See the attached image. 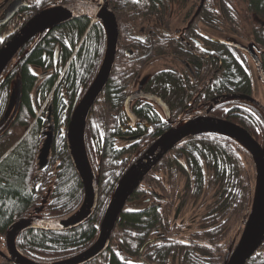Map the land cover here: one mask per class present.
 Wrapping results in <instances>:
<instances>
[{
	"label": "trees",
	"instance_id": "obj_1",
	"mask_svg": "<svg viewBox=\"0 0 264 264\" xmlns=\"http://www.w3.org/2000/svg\"><path fill=\"white\" fill-rule=\"evenodd\" d=\"M242 6L243 10L239 18L248 29V34L245 35L248 38L241 39L242 42L234 51L226 52L224 59L228 60L223 62L228 72L232 73L233 79L240 82L234 83L233 90L253 96V83L249 78L251 76L253 78L255 74L253 68L257 72L254 64L256 60L261 62L264 71V0H244ZM252 16L261 19L257 20L261 27L252 20ZM67 25L61 35L50 37V35L42 34L39 38L30 41L0 78V131L4 127L1 121L8 109L11 91L17 79H20L23 94L18 116L11 129L24 127L27 130L33 124L23 140L0 162V247L3 251L6 249L3 243L5 231L15 220L31 216L44 220L65 219L77 212L84 201L85 189L69 155L66 129L74 110L100 70L105 58L107 36L101 24L96 23L90 28L88 18L77 19ZM122 28H124L123 25ZM122 34L123 48H126L127 34L129 36L138 32L122 30ZM4 44L5 41L0 39V48ZM131 59L122 53L118 55L111 79L97 103V106L101 105L102 108L109 106L113 109L114 129L108 133L102 116L98 114L95 118L94 112L87 121L85 144L100 187L97 210L89 221L70 231L46 232L38 229L22 233L16 245L33 261L50 263L70 259L82 254L95 243L100 233L102 218L117 183L133 162L154 144L160 136L162 127L166 125L153 123L150 124V128L146 127L148 125H131L125 130L118 126L126 119L122 110L124 98L135 89L136 81L147 75L149 71L146 65L137 64ZM219 73L223 75L225 82L228 78L226 70L223 69ZM166 82L171 86L172 97L178 94L177 79L170 77ZM222 87L220 84V88ZM155 92L159 93L160 89ZM240 99L248 102L245 98ZM51 103L52 119L49 123L48 108ZM229 104L233 105L234 111L248 115V119L245 116H239L238 122L241 126L254 137L264 140V127L261 124L263 121H260L257 115L253 114L252 120L249 114L243 113L245 107L240 101H231ZM99 109L101 108L98 107ZM35 119L37 120L33 123ZM51 125L55 127V138L49 156L50 163L40 172L37 156L45 142V132ZM6 135L0 139V142ZM211 136L213 135L208 134L204 137ZM133 137L138 139L130 142ZM179 147H182L183 152L181 155H176V160L173 162L178 163L177 160L182 159L187 166L192 165L191 172L195 181L198 180V187L203 185V172L209 167V162L214 166L211 169L220 175L224 167L230 175L237 174L239 178L242 176L240 172L244 170L247 172V169L251 173L250 177L256 174L254 161L247 149L239 143L232 142L230 138L221 141H197V143L186 140ZM220 175L217 176L215 173L216 188H218L216 195L219 199V211L225 212L228 204L224 195L228 189H237L240 183L233 179L235 183L228 185ZM253 181L256 180L253 179ZM249 184L243 189L249 197H245L244 192L242 201L252 200ZM147 185L151 188L157 187L155 178ZM49 186L51 191L48 202L42 208V199ZM188 187L185 189L191 188ZM254 187L255 183L252 187L253 194ZM147 191L142 185L134 193L116 225L113 237L115 245L90 264L100 259L103 264H146L145 253L140 260L133 258L131 253L125 250L145 248L149 243L153 247V261L156 264H168L170 260H177V264H218L219 261L215 263L214 257L210 256V249L202 246L196 248L195 241L186 243L182 239L173 237L174 228H170L169 222L161 221V216L166 213L167 207L160 206L157 200H148ZM232 199L233 197L228 199L229 204ZM128 205L130 206L127 207ZM167 206L170 205L167 204ZM205 230L210 236L220 232L216 226L215 230ZM119 235L121 237L118 238ZM123 254L129 258L124 260Z\"/></svg>",
	"mask_w": 264,
	"mask_h": 264
},
{
	"label": "flooded vegetation",
	"instance_id": "obj_2",
	"mask_svg": "<svg viewBox=\"0 0 264 264\" xmlns=\"http://www.w3.org/2000/svg\"><path fill=\"white\" fill-rule=\"evenodd\" d=\"M210 2L211 0H0V39L7 42L30 19L39 14V12L50 10V8H60L61 10L82 3H94L96 4V12L100 13L106 6L116 14L119 23L120 49L118 55L121 53L126 55V50L131 48L134 52L133 56H126L132 58L131 61L137 64L143 63L149 68L147 75L140 77L139 81H136L135 89L129 92L128 96L131 93L140 91H142V94L153 93L158 98L163 99L168 108H170L168 117L156 102L143 99L141 96L144 95H141L139 96L140 99L131 103V110L139 120L135 125H148L146 127L150 128V124L164 125L165 123L166 125L159 132L160 136H162L172 127L174 122L196 119V117L206 113L209 117L225 119L241 126L238 122L239 116H245L248 119V115L234 111L233 105L229 104L231 101H240L243 104L242 106L245 107L243 113L249 114L252 120L253 114L257 115L260 121H263L261 124L264 127V109L250 99L251 95L237 93L233 90L234 83L240 82L233 79L232 73L228 72L225 68V62H223V60H228L224 59V55L232 48L229 49L227 44H225L226 42L222 38V30H217V27H215V25L221 27V23L224 24L228 21L224 22L223 14L219 15L217 6L215 4L211 6ZM13 3H16L17 8L7 16L8 12L6 13V10ZM213 6L217 10L212 8ZM215 14L219 16H215ZM83 18L90 20V28L94 24L99 23L98 20L96 21L86 16ZM83 18H75L72 21ZM72 21L61 23V25L45 30L38 36L33 37L32 40L39 38L42 34L45 36L50 35V37L61 35L66 30L67 24L72 23ZM122 25L124 28H122ZM122 30H135L138 32V34H130L125 37L127 41L125 43L127 45L126 48H123L124 43L122 40L124 36ZM223 69L226 70L228 76L225 82L223 75L219 73ZM170 77L177 79L178 83L176 86L179 87L178 94H174L173 97L171 86L166 82ZM220 84L223 86L222 88H220ZM158 89H160V92L156 93L155 90L158 91ZM127 97L124 98L122 105L126 119L118 124L124 130L131 125L135 126L128 117L126 110H124ZM240 98H245L248 102L241 101ZM249 134L252 135L250 132ZM210 135L213 136L204 137L206 135H198L186 140L187 142L191 140L197 143V141H221L225 138H230L232 142L238 143L231 137L220 134ZM252 136L254 137V135ZM256 139L261 145H264V140ZM165 158L160 164L165 161ZM188 162L191 163L190 160ZM181 164L185 168V165ZM192 168L193 166L189 165V171ZM204 173L206 172L204 171ZM221 174L223 180H226L228 175L231 179H237V177L230 175L225 167ZM192 178L193 173L190 172V183H193ZM202 178L205 179V177ZM195 182L197 183L198 180ZM159 183L166 189L167 185L162 184L160 177ZM168 201L169 197L166 196H163L161 200H157L158 204L163 208L167 207ZM213 211L211 210V212L204 214L206 218L209 217L206 222L200 223L202 225L207 222L210 223L212 228L209 230H215V226L218 229L220 228L218 226L220 217H224V223L228 219V217L225 218L226 214L224 211L220 212L219 209H216L214 213ZM246 215L242 223L243 227L246 225ZM205 217L204 220L206 219ZM198 221L197 217L193 218L190 225L194 223L195 226H199ZM214 224L217 225L214 226ZM203 230L204 226L202 230L195 228V236ZM238 241L234 239L229 245L230 248L227 250L228 252L226 251V254L225 251H221L222 254L224 253L222 264L234 252ZM193 242L192 240L190 241V243ZM200 245L196 239V247L200 248ZM126 251L133 253L135 256L140 254V260L143 259V251H147L146 264H155V261H153L154 250L150 243L147 244L145 249L140 247L136 248V250L129 248ZM213 251H216V249ZM246 264H264V241Z\"/></svg>",
	"mask_w": 264,
	"mask_h": 264
},
{
	"label": "water",
	"instance_id": "obj_3",
	"mask_svg": "<svg viewBox=\"0 0 264 264\" xmlns=\"http://www.w3.org/2000/svg\"><path fill=\"white\" fill-rule=\"evenodd\" d=\"M17 8L16 3L10 4L6 10L7 16ZM89 17L98 20L105 29L107 35L105 58L100 66L95 80L87 89L86 94L80 100L72 117L69 120L67 128V145L69 155L77 174L81 177L83 188L85 189L84 201L77 213H74L68 218L59 220H44L35 217H26L18 219L5 231L4 245L6 252H1L5 261L12 264H88L104 255L112 243L111 238L114 234L119 217L124 212L125 206L133 198L134 193L139 189L144 180L157 167L160 162L169 154L176 146L182 144L186 139L197 137L198 135L220 134L235 139L240 145L248 150L252 159H254L256 173L255 193L253 204L248 212L247 220L242 236L236 246V249L231 256L228 257L224 264H246V262L255 253L256 249L264 241V145H261L249 132L237 124L221 118H213L202 114L196 119L179 121L174 124L167 132L157 138L153 145L147 148L143 155L140 156L133 165L125 171L122 178L117 183L112 199L107 207L100 227V233L95 243L82 254L73 256L70 259L61 260L58 262H36L25 256L16 241L18 237L27 230H44L49 231H70L76 229L82 224L89 221L91 216L96 212L99 202V182L94 175L93 168L90 164L89 155H87V147L85 144L86 128L88 119L93 108L97 104L98 99L105 91L107 84L112 76L117 55L120 49V28L116 14L108 7L104 6L103 11L96 12V4L82 3L76 6H71L66 9L50 8L39 12L35 17L30 19L22 28H18L16 33L0 48V78L9 64L19 54L33 37L38 36L41 32L52 27L61 25V23L72 21L75 18ZM231 45L239 46L240 44L234 41H225ZM243 48V47H242ZM133 50L128 48L125 54L133 56ZM257 62V72L264 83V71L262 70L261 62ZM16 85L11 91L8 109L5 113L1 124L4 125L0 132V139L10 129L20 109L22 98L21 82L17 79ZM144 95V96H141ZM141 98L148 101H154L164 110L166 116L169 117L170 108L166 102L158 98L153 93L142 94L140 92L131 93L125 102L124 110L132 124L138 123V118L131 110V103L134 100ZM252 99V98H250ZM256 102V101H255ZM264 108V106H262ZM52 105L48 108V122L52 119ZM54 125H51L45 132L46 139L38 154V168L40 171L46 169L50 163V153L54 141ZM137 137L130 139L132 141ZM43 208V207H42ZM181 208L179 207L176 213Z\"/></svg>",
	"mask_w": 264,
	"mask_h": 264
},
{
	"label": "rangeland",
	"instance_id": "obj_4",
	"mask_svg": "<svg viewBox=\"0 0 264 264\" xmlns=\"http://www.w3.org/2000/svg\"><path fill=\"white\" fill-rule=\"evenodd\" d=\"M243 3L244 0H211L210 5L212 6L213 4H215L218 10L214 6L212 8H215L218 11L219 15H221V13L223 14L225 19L224 22L228 21L227 23L224 24L221 23V27L215 25V27H217V30H222L221 33H223L222 38L224 41L228 40V41L241 43L242 40H247L248 37L246 38L245 35L248 34L247 33L248 29L245 27V24L242 21H240L239 18V15L243 10V6H242ZM218 14H215V16H219ZM252 17H253L252 20L256 22L258 26L261 27V24L257 22L258 19L259 20L261 19L256 16H252ZM127 32L128 31H126V33ZM227 46L229 49L233 48L230 45ZM231 50L234 51V49ZM254 64L256 65L257 68V62H255ZM253 69L255 74H253V78L251 76L249 79L253 83L254 90L252 93L253 96L250 97L252 98L251 99L252 101L254 102L256 101L258 104L264 106V83L261 82V77L258 76L259 73L256 72L255 68ZM96 106L97 104L95 105V107ZM95 107L93 108L92 113L94 112L95 118L98 117V114L102 116V119L105 122V125L107 126V132L109 133L110 130H113L115 127L114 126L115 121L112 118L113 109H111L109 106H105L104 108H102L101 105L97 106L96 109ZM98 107H100L101 109L98 110ZM24 133H25L24 127L22 128L15 127L11 129V131L0 142V158L2 157V154H4L5 151L9 150L10 148L11 149L9 151H12V149L16 148V146L19 144L18 138L20 137L22 138ZM132 141H134V139ZM178 147H176L165 158V161L162 164L155 167V169L144 180L141 186L143 185L144 189L148 190L146 193V197L148 200L156 201V200H161L163 196L169 197L168 205L170 206H167L166 213L162 214L161 221L163 223L169 222V224H171L170 228L172 229L174 228L172 230V234L175 239H179V240L182 239L186 243H190L191 240L196 242L197 239L199 244H201L200 246L208 249L211 248L210 256L214 257V262L219 261L218 264H222L224 259L222 257L224 256V253L222 254L221 251H225L226 254V251L230 248L229 245L234 241V239L240 240V237L242 236L241 234L243 233V229H244L242 225L243 220L245 218V215L246 214L248 215V212L250 211L253 204L252 201L254 198V194L252 191L253 190L252 187L253 184L255 183V181H253V179H255V175L254 177L253 175H251L250 177L251 174L250 171L247 169L246 172V170H244L243 168L244 172H240V174L242 175L241 178H239L237 174L234 176L237 177L235 181H237L240 184L238 185L237 189L236 188H232V190L228 189V191L224 195V198L227 199L226 203L228 204V207L226 208L227 210L224 213L226 214L225 218L228 217V219L224 223L223 222L224 217L223 216L220 217L218 223V226L220 227L219 228L220 232L216 234L217 236L216 235L210 236L205 230L212 228L210 223L207 222L204 225L200 223L206 222L207 218L209 217L208 216L206 218L204 214L211 212V210L215 211L219 207L218 204L219 199H218V195H216L218 188H216L217 182H216L215 173L217 174V176L220 174L217 171L211 169L214 166H212V164L209 162L210 169L209 167H207V170L205 171L206 173L203 174V177H205V179L202 178L203 185L201 187H198V183L195 182L196 179L194 177L192 178L194 184L190 183L191 171H189V165L187 166L182 159L177 160L178 163L173 162L176 160V155H181V153L183 152L181 151V148L183 146L179 148ZM87 155H88V151H87ZM181 163L185 165V168L182 166ZM90 164H91V160H90ZM92 168H93V172L95 173L93 166ZM202 168H204V165H202ZM211 170H213L215 173ZM220 176L218 178H220ZM159 177L161 179L162 184H164L165 186L167 185L166 189L164 186L160 185ZM154 178L155 181L157 182V187L151 188L150 186L147 185V183L152 182ZM224 181L227 182L228 185H230L231 183H235L229 175L227 176V179ZM248 183H250L249 187L251 188V191L250 189L249 191L252 196V200L247 199V201L246 200L242 201L241 197L245 192L243 191V189L246 185H248ZM188 186H190L191 188L185 189V187ZM50 191H51V186L47 188V191L44 194V197L42 199V207H44L47 204ZM231 197H233V199L232 202H230L229 204L228 199L229 198L231 199ZM245 197H249L247 192H245ZM129 206L130 205H128L127 207ZM179 207L181 208V210L178 213V217H176V213ZM247 215H246V219H247ZM196 217L199 219L198 221L199 226H195L194 223L190 225L191 219L193 218L195 219ZM204 217L206 218L205 220ZM203 226L205 231L203 230L195 236V228L202 230ZM114 234L112 235L111 238L112 243L109 249L111 248V246L115 245V241H113ZM119 237H121V235H119L118 238ZM214 249H216V251H213ZM1 252L4 251L0 247V264H11L10 262L5 261V259L1 255ZM144 253L146 256L147 251H143L142 255H144ZM131 255L133 258L137 259L139 258L140 254L135 256L133 253H131ZM127 258H129V256L123 254V259L126 260ZM94 264H103L102 259L95 261ZM168 264H177V260H170Z\"/></svg>",
	"mask_w": 264,
	"mask_h": 264
},
{
	"label": "bare ground",
	"instance_id": "obj_5",
	"mask_svg": "<svg viewBox=\"0 0 264 264\" xmlns=\"http://www.w3.org/2000/svg\"><path fill=\"white\" fill-rule=\"evenodd\" d=\"M105 56V55H104ZM117 62V61H116ZM116 65V64H115ZM50 105H52V103L50 104ZM18 116V115H17ZM17 118V117H16ZM16 118H15V120H16ZM14 120V121H15ZM33 127V125L31 126V127H29V128H27V130H25V133H24V135H26L30 130H31V128ZM2 130V129H1ZM1 132V131H0ZM11 149V148H10ZM9 149V150H10ZM6 151L4 154H2V158H1V160H0V162L2 161V159L8 154V153H10L11 151ZM78 212V211H77ZM77 212H75V213H77ZM5 238V237H4ZM3 238V239H4ZM94 261V260H93ZM88 264H90V263H88Z\"/></svg>",
	"mask_w": 264,
	"mask_h": 264
},
{
	"label": "crops",
	"instance_id": "obj_6",
	"mask_svg": "<svg viewBox=\"0 0 264 264\" xmlns=\"http://www.w3.org/2000/svg\"><path fill=\"white\" fill-rule=\"evenodd\" d=\"M7 151H8V150H7ZM5 152H6V151H5ZM5 152H4V153H5Z\"/></svg>",
	"mask_w": 264,
	"mask_h": 264
}]
</instances>
